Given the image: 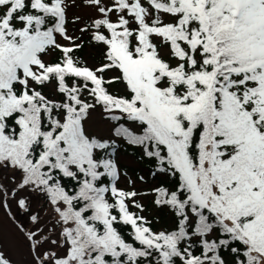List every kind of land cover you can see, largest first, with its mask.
<instances>
[{"label": "snow or ice", "instance_id": "obj_1", "mask_svg": "<svg viewBox=\"0 0 264 264\" xmlns=\"http://www.w3.org/2000/svg\"><path fill=\"white\" fill-rule=\"evenodd\" d=\"M0 208V264H264V0H0Z\"/></svg>", "mask_w": 264, "mask_h": 264}, {"label": "trees", "instance_id": "obj_2", "mask_svg": "<svg viewBox=\"0 0 264 264\" xmlns=\"http://www.w3.org/2000/svg\"><path fill=\"white\" fill-rule=\"evenodd\" d=\"M69 16L70 17L73 16L70 14V11H69ZM85 19H87V18H85ZM80 27H82V26H80ZM79 28H77L76 26H73L72 23H69V30L74 31L75 35H80ZM80 55L83 56L84 58H86L88 60L89 64H91V65H96L100 62V52L95 47L86 46L84 48L83 52L80 53ZM109 75H112V74L109 73ZM122 90L123 89H121V91ZM46 91H49V93H50V90H46ZM120 159H121L122 164L127 167L129 176L135 181V187L137 190H141V191L148 190L154 186H158L162 180L165 181L166 183H171V181L167 180V178H165V177L157 175L154 178L152 176V173L156 171V166L151 164L147 160V158H145L144 161H140L136 157L130 156L127 153L121 151ZM138 175L144 176L146 183H141L140 180L137 178ZM119 183H120L121 187H125V188L129 187L128 180L123 178V177L121 178ZM152 199H153L152 196L142 197V202L146 206V211L142 214L149 217L150 219L154 218V217L158 218V223L156 222V220H154L153 222L156 224V227L160 228V224H161L160 222H162L163 217L160 214H154L152 212V208L153 207L156 208L152 204ZM158 211L162 215L167 214L166 212H163L160 210H158ZM172 220H173V218H172ZM173 224H174V220L172 221V226H173Z\"/></svg>", "mask_w": 264, "mask_h": 264}, {"label": "rangeland", "instance_id": "obj_3", "mask_svg": "<svg viewBox=\"0 0 264 264\" xmlns=\"http://www.w3.org/2000/svg\"><path fill=\"white\" fill-rule=\"evenodd\" d=\"M70 14L71 15H79L83 18H88L89 16L92 15L91 11L85 8H73L70 9ZM73 26H76L77 28H79L80 26H82L81 23H75L73 24ZM12 211L15 214L16 213V204L15 202L12 203ZM152 212L154 214H160L163 219L162 222H160V228H164V227H171L172 226V218L171 215L169 214H164L162 215L156 208H152ZM0 219H2L5 222V225L7 226L8 224H10V221L8 219V216L5 212V210L3 208H0Z\"/></svg>", "mask_w": 264, "mask_h": 264}]
</instances>
